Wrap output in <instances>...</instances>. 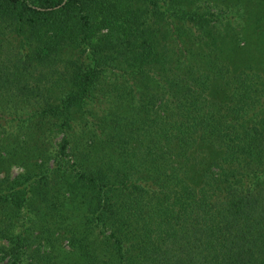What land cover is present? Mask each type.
<instances>
[{"label": "trees", "instance_id": "16d2710c", "mask_svg": "<svg viewBox=\"0 0 264 264\" xmlns=\"http://www.w3.org/2000/svg\"><path fill=\"white\" fill-rule=\"evenodd\" d=\"M0 264H264V0H0Z\"/></svg>", "mask_w": 264, "mask_h": 264}, {"label": "rangeland", "instance_id": "374dc122", "mask_svg": "<svg viewBox=\"0 0 264 264\" xmlns=\"http://www.w3.org/2000/svg\"><path fill=\"white\" fill-rule=\"evenodd\" d=\"M16 172V171H15Z\"/></svg>", "mask_w": 264, "mask_h": 264}]
</instances>
